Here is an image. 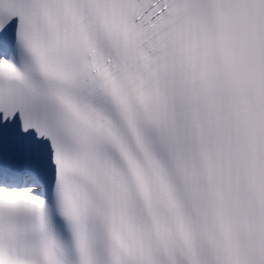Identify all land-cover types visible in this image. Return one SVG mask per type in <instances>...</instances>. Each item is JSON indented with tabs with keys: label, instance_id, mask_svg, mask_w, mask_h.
<instances>
[{
	"label": "snow or ice",
	"instance_id": "obj_1",
	"mask_svg": "<svg viewBox=\"0 0 264 264\" xmlns=\"http://www.w3.org/2000/svg\"><path fill=\"white\" fill-rule=\"evenodd\" d=\"M0 264H264V0H0Z\"/></svg>",
	"mask_w": 264,
	"mask_h": 264
}]
</instances>
